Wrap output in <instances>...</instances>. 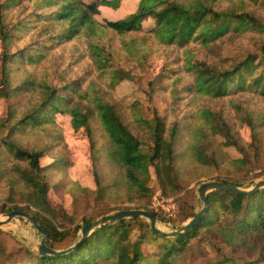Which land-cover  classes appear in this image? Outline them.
Here are the masks:
<instances>
[{
    "label": "trees",
    "instance_id": "obj_1",
    "mask_svg": "<svg viewBox=\"0 0 264 264\" xmlns=\"http://www.w3.org/2000/svg\"><path fill=\"white\" fill-rule=\"evenodd\" d=\"M121 1L0 0V190L9 191H0V200L18 194L25 203L3 204L0 211L29 213L53 249L74 245L40 255L8 251L0 240V264H172L214 249L208 264H239L219 245L239 251L255 237L264 244V186L252 193L209 191L202 218L179 234L154 232L143 216L102 224L80 241L81 225L102 214L64 228L62 219L75 220L51 203L44 174L62 156L42 164L52 139L64 137L56 114L68 115L74 131L83 129L97 196L117 192L122 202L151 212V179L162 195H177L182 174L200 176L215 167L227 173L212 180L239 186L228 171H241L264 154V0H134L125 15L96 18L100 7ZM153 57L161 67L143 92L149 100L165 92L168 106L165 114L152 107L146 117L135 102L122 103L115 87L135 80ZM72 66L87 68L75 76ZM49 128L55 131L43 142ZM189 200L180 222L171 220L174 228L199 210V198ZM243 264H264V246Z\"/></svg>",
    "mask_w": 264,
    "mask_h": 264
},
{
    "label": "rangeland",
    "instance_id": "obj_2",
    "mask_svg": "<svg viewBox=\"0 0 264 264\" xmlns=\"http://www.w3.org/2000/svg\"><path fill=\"white\" fill-rule=\"evenodd\" d=\"M134 5V0H122L116 8L100 7V11L96 15V18L103 21L116 16L125 15L132 11ZM151 22V20H147L144 23V26L150 27ZM160 67V59H157V57L154 59L153 57L148 68L141 71L140 74L136 72L135 80L129 81L124 79L116 85L115 95L117 98H119L125 105L135 102L140 112L146 117L151 115L152 107H155L160 114H165L168 106L166 93L159 92L153 95L152 99L149 100L143 92L147 81L151 77H156ZM85 68L87 67L72 66L71 73L75 76H81L83 75ZM155 85H161V82L155 81ZM4 109V102L0 98V120L5 117ZM56 121L59 125L58 128L62 130L64 137L61 141L52 139L49 152L47 151V156L42 158V164L48 165L57 158L56 155L59 157L62 156L63 161L56 167L46 169L44 174L50 184L48 195L51 203L56 207L63 206L66 213L72 216L75 220L74 223H70L62 219L64 228L72 229L74 225L81 224L82 218L85 216L97 217L99 214H110L119 209L125 208V206H131V208H134L133 206L135 204L124 203L119 196L116 198L114 195H117V192H108V194L102 198L97 196L94 190L95 185L93 183L92 174L88 170L89 145L83 129L80 128L74 131L70 117L66 114H56ZM53 131H55V129H48V133L43 135V142L48 141L49 135H51ZM243 135L245 138L248 137L247 132L244 129ZM226 150L231 157H238L239 155L232 147H227ZM178 166L179 168L182 166L180 161L178 162ZM201 171H203V169H201ZM228 172L238 178L240 182L239 187L251 188L256 181L264 178V154L257 161L250 162L245 169H242L241 171L230 169ZM199 173L201 174L200 176H198L197 173L191 176L182 174V177L179 179L182 189L177 195H162L160 190L156 187L154 178L150 180V186L153 188L155 187V189L148 207L156 212V226L160 230L172 231L173 229L179 228H174L171 220L175 219V222L179 223L180 221L177 219H179L183 213V206L191 201L189 200L190 196L195 194L196 197L199 198L197 193L198 185L204 181L212 180V178L218 175H224L227 171L223 168L216 169L215 167H211L209 170ZM85 187L87 188L84 191L83 188ZM0 191L5 195L9 192L7 187H3ZM161 198L166 199L164 204H161ZM12 199L13 201L0 200V208L3 204H6L7 207L11 208H13V206L23 207L25 204L21 201L18 194L13 195ZM192 200L194 203V198ZM199 204L200 199L199 203H195V206H197L198 209ZM7 211L8 209H5L3 212L0 211V219H4L3 214ZM169 213H171V215H169ZM160 217L164 220H169L163 221ZM144 219L150 223L148 218L144 217ZM187 220L183 221L182 224ZM178 223H176V225ZM76 233L77 238H79L81 235L80 229ZM40 239L41 235L37 232L36 228L28 220L22 217H15L0 226V240L8 251L28 248L31 251L37 252V245L40 243ZM71 239L72 238L69 237L66 242L71 243ZM219 246L221 247V252L232 255L239 264H243V261L252 259L256 256L259 248H261V246L263 247L264 244L261 239L255 237L249 238L247 245L245 247L242 246L239 251L238 249L234 248V250L222 244ZM149 249L151 250L150 247ZM207 254L208 257L201 255L200 253L195 255L186 254L175 259L172 264H208L211 262L212 256L214 257L217 255V250L214 249L212 252L208 251ZM17 258H25V255L19 253ZM150 258L151 261L155 257Z\"/></svg>",
    "mask_w": 264,
    "mask_h": 264
},
{
    "label": "water",
    "instance_id": "obj_3",
    "mask_svg": "<svg viewBox=\"0 0 264 264\" xmlns=\"http://www.w3.org/2000/svg\"><path fill=\"white\" fill-rule=\"evenodd\" d=\"M264 186V178L256 181L254 185L251 188H242L239 186H236L232 183H227L221 180H207L202 183H200L197 187V193L198 197L201 202V207L198 211H196L193 216H191L185 223H183L179 228L173 229L172 231H163L160 230L156 226V220L157 215L154 212L145 210V209H138V208H122L114 213L105 214L101 217L86 222L81 225L80 228V237L78 238V241L83 240L89 232L94 230L95 228L99 227L102 224L114 221L118 218H129V217H135V216H143L149 219L151 223V228L154 232H161L165 233L167 235L171 234H179L187 231L190 229L198 220H200L203 216V212L205 211L207 200L206 196L209 191H212L214 189H226L231 190L234 192H245V193H252L255 190H257L260 187ZM4 219H0V226L2 224H5L9 222L11 219L15 217H22L26 220H28L37 230L38 233L41 235L40 243L37 245V252L40 255H59L68 252L69 250L74 248V245H71L64 249H53L49 246V240L47 232L42 228V226L31 216L29 213L25 211H21L19 209H12L6 213L3 214Z\"/></svg>",
    "mask_w": 264,
    "mask_h": 264
},
{
    "label": "built area",
    "instance_id": "obj_4",
    "mask_svg": "<svg viewBox=\"0 0 264 264\" xmlns=\"http://www.w3.org/2000/svg\"><path fill=\"white\" fill-rule=\"evenodd\" d=\"M160 201H161V204H164L166 202V199L161 198ZM169 215H171V213H169Z\"/></svg>",
    "mask_w": 264,
    "mask_h": 264
}]
</instances>
